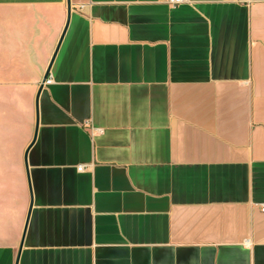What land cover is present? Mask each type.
Returning a JSON list of instances; mask_svg holds the SVG:
<instances>
[{
	"label": "crops",
	"instance_id": "0c3cea01",
	"mask_svg": "<svg viewBox=\"0 0 264 264\" xmlns=\"http://www.w3.org/2000/svg\"><path fill=\"white\" fill-rule=\"evenodd\" d=\"M69 1L0 0V264H264V0Z\"/></svg>",
	"mask_w": 264,
	"mask_h": 264
},
{
	"label": "water",
	"instance_id": "95a60500",
	"mask_svg": "<svg viewBox=\"0 0 264 264\" xmlns=\"http://www.w3.org/2000/svg\"><path fill=\"white\" fill-rule=\"evenodd\" d=\"M70 13H71V5H70V1L68 0V19H67V24H68L69 19H70ZM67 24H66V27H65V29H64V31H63V34H64V32H65V30H66V28H67ZM62 36H63V35H62ZM61 38H62V37H61ZM59 44H60V42L58 43V45H57V47H56V49H55V51H54V54H53L52 59H51V61H50V64H49V66H48V68H47V70H46V72H45V74H44V77H43L42 83H41V85H40V87H39V89H38V92H37V95H36V112H37V110H38V99H39V94H40V92H41V90H42V88H43V84H44V82H45L46 79L49 77V74H50V68H51L52 62H53V60H54V58H55V55H56V53H57V50H58ZM36 130H37V125H36V129H35V135H36ZM35 135H34V138H35ZM32 142H33V141H32ZM31 144H32V143H31ZM31 144H30V145H31ZM30 145H29V146H30ZM28 149H29V147H28ZM28 149H27V151H28ZM27 151H26V154H27ZM25 158H26V155H25ZM26 172H27V178H28V183H29V189H30V192H31V185H30L29 170H28L27 162H26ZM30 206H31V205H30ZM29 214H30V211H28V215H27V219H26V223H25V228H24L23 236H24L25 229H26V226H27V223H28ZM23 236H22V240H21L20 247H19V250H18V256H19V253H20V251H21L22 244H23Z\"/></svg>",
	"mask_w": 264,
	"mask_h": 264
},
{
	"label": "built area",
	"instance_id": "2783aa9c",
	"mask_svg": "<svg viewBox=\"0 0 264 264\" xmlns=\"http://www.w3.org/2000/svg\"><path fill=\"white\" fill-rule=\"evenodd\" d=\"M166 3H168L169 5H178L184 2H189V0H164ZM51 79L47 78L45 83H50ZM79 170L83 169V166L78 167Z\"/></svg>",
	"mask_w": 264,
	"mask_h": 264
}]
</instances>
